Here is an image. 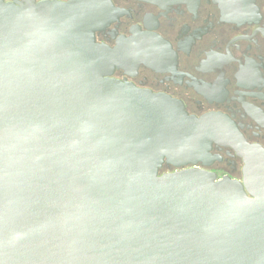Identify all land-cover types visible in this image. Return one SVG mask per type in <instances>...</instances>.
<instances>
[{"label": "water", "instance_id": "1", "mask_svg": "<svg viewBox=\"0 0 264 264\" xmlns=\"http://www.w3.org/2000/svg\"><path fill=\"white\" fill-rule=\"evenodd\" d=\"M102 12L0 0V264H264V149L111 79L130 54L97 44ZM213 142L241 154L244 182L161 174Z\"/></svg>", "mask_w": 264, "mask_h": 264}, {"label": "flooded vegetation", "instance_id": "2", "mask_svg": "<svg viewBox=\"0 0 264 264\" xmlns=\"http://www.w3.org/2000/svg\"><path fill=\"white\" fill-rule=\"evenodd\" d=\"M95 2L103 6L97 44L130 54L111 79L167 95L190 116L223 115L264 149V0ZM245 165L234 147L213 142L196 163L165 164L161 174L194 169L244 182Z\"/></svg>", "mask_w": 264, "mask_h": 264}]
</instances>
